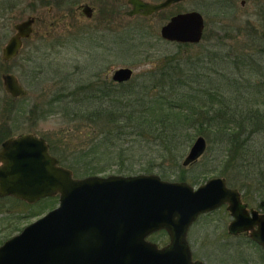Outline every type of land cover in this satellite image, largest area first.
Segmentation results:
<instances>
[{
  "label": "rangeland",
  "instance_id": "1",
  "mask_svg": "<svg viewBox=\"0 0 264 264\" xmlns=\"http://www.w3.org/2000/svg\"><path fill=\"white\" fill-rule=\"evenodd\" d=\"M109 1L114 3L115 13L102 12ZM244 1L245 5L241 4L242 0L233 3L230 0H188L166 14L143 19L125 16L129 9L127 0H0V142L12 135L37 134L50 142L61 165L86 168V164L95 160L90 166L105 171L99 174L103 177L156 174L163 180L175 182L183 173L186 182L194 187L221 177L241 192L249 208H264V162L258 163L264 160V0ZM85 3L96 8L94 18L87 19L77 11V7ZM193 10L205 17L206 40L201 45L208 50L201 53L215 59V65L211 63L206 67L214 68L217 72L214 78L222 87V93L213 92L212 97L217 98L216 103L220 96H228L231 105L228 113L220 111L216 103L212 112L218 118L212 125L200 131L194 128L181 132L177 141L171 142V147H165L160 138L156 141L155 132H151L149 141L134 137L143 130L131 135L128 130L122 141L114 143V136L109 140L102 133L108 128L105 123L96 125L79 117L82 115L75 116L76 103L74 98L66 99L67 89L86 88V96L95 91L97 97L102 98L108 92H97L91 85L96 75L109 85H112V72L122 67L134 70L131 81L140 77L144 82L145 73L157 75L159 71L155 70L153 62L178 51L176 44L159 39L162 26L168 22L171 12ZM30 16L39 18L36 35L24 43L17 58L4 62L2 49L15 34V24ZM148 49L153 55L150 59H146ZM191 49L182 52L183 61L189 56L194 58L199 47ZM233 50L243 54L240 69L234 67V58L221 57ZM200 69L199 81L205 86L203 82H211L210 74ZM237 71H243L244 82L241 76L238 85L231 84L228 78L238 77ZM4 74H15L28 92L27 96L13 99L4 88ZM152 79L149 78V83ZM125 87L122 90L131 89ZM195 96L205 101L204 104L194 101L199 107L192 108L196 114L208 106L212 97L203 96L201 92H196ZM199 136L206 139V152L192 166H184ZM85 175L75 174V177L90 176ZM58 205L55 198L45 199L31 209L12 199H0V243L16 236ZM230 221L228 211L222 210L202 217L191 227L188 239L195 258L206 264H264V251L248 236L235 239L228 234ZM149 240L163 247L169 237L159 233Z\"/></svg>",
  "mask_w": 264,
  "mask_h": 264
},
{
  "label": "water",
  "instance_id": "2",
  "mask_svg": "<svg viewBox=\"0 0 264 264\" xmlns=\"http://www.w3.org/2000/svg\"><path fill=\"white\" fill-rule=\"evenodd\" d=\"M182 0L149 4L130 0L128 16H151ZM86 15L91 9L86 6ZM35 17L15 24L16 33L2 49L4 62L15 59L23 40L31 38ZM204 18L198 11L172 17L161 35L176 43H199ZM134 71L115 72L117 83H128ZM6 92L13 98L26 95L14 74H4ZM207 149L198 137L183 165L198 161ZM36 204L60 197L57 208L25 227L0 247V264H205L193 259L188 240L199 216L227 205L232 222L230 235L247 233L264 250V214L249 209L240 191L225 178H211L195 188L186 181H167L156 174L110 175L75 178L59 165L48 143L36 134L6 141L0 151V197ZM165 231L164 247L148 238Z\"/></svg>",
  "mask_w": 264,
  "mask_h": 264
},
{
  "label": "trees",
  "instance_id": "3",
  "mask_svg": "<svg viewBox=\"0 0 264 264\" xmlns=\"http://www.w3.org/2000/svg\"><path fill=\"white\" fill-rule=\"evenodd\" d=\"M145 52L148 53L150 50L148 49ZM181 54L167 55L153 62L154 66H156L155 70L157 69L159 71L158 74L161 73L160 76H157L158 74L151 76V74L145 73L143 74V77H146L144 82H142V79L139 77L138 80H133L128 84L115 85L111 87L110 90L102 91L108 92L103 95L102 98H98L95 91H92L91 95L86 96L88 90L86 88L67 89L65 92L68 93L65 97L67 100L69 98H74L73 102L76 104L73 108L76 107V110L73 111L76 117L82 115L79 117L83 118L85 121L93 122L96 125H98V123H105L106 128H108L102 131V133L106 136V139L109 140L114 136V143L122 141V136H126L128 130H131L129 135L135 134L133 133L135 131L143 130L145 134L142 131L140 135L135 134L134 137L139 136L149 141L151 132H155L158 135L155 139L156 141L160 138L164 141L165 147H171V142L174 143V141H177L181 132L185 130L190 132L191 129L194 128L200 131V128L212 125L213 120L218 118V116L212 112V107H214L216 103L219 110L226 113L229 112L231 106L228 103L230 100L228 96H220V99H218L216 103L214 99L216 100L217 98L212 97L214 95L213 92L217 94L222 93L220 91L222 87L218 86L219 82L214 78L217 73H215L213 68L206 67V65H210L211 63L215 65V59L212 57L208 58V53H196V56L193 55L194 58L189 56L183 61ZM152 56L153 55L149 54L146 59H150ZM254 67L255 66H252V68ZM200 68H203L204 71H206V68L209 72L212 70V72L209 73V80L211 82H206V90L198 85L196 89L192 88V85L195 84L193 81H197L198 77V80H200ZM257 71L258 66L256 67L255 73H257ZM240 75L242 76L243 73ZM240 77L231 80L238 81ZM149 78L154 79L149 83ZM241 80H244L243 76ZM237 81L234 83L238 85ZM91 85L95 89L98 88L95 82L91 83ZM216 85L218 87H216ZM125 86H129L131 89L122 90L126 88ZM210 86L213 87L210 88ZM119 87L122 88L120 89ZM194 91L203 93V96L212 97V100L208 101V106L206 105L207 107L196 114L193 112L192 108L195 107L199 109V107L194 104V101L197 100L200 104H204L205 101L199 99L201 97H196L193 93ZM98 99H100V101L97 102ZM207 108H209L208 111H206ZM147 129H149V131H147ZM133 141H135V139ZM51 150L53 152V149ZM84 156L85 158H87V156L89 157V155ZM94 161L92 163H94ZM263 162V159L258 161V163ZM76 163L78 162H74L75 165ZM90 163H85L86 168H70H72L71 170L74 174L79 175H99L105 172L102 169L90 166ZM122 169L126 168L122 167ZM163 177H165V175ZM177 180L186 181V177L182 173ZM261 209L264 210V208Z\"/></svg>",
  "mask_w": 264,
  "mask_h": 264
},
{
  "label": "flooded vegetation",
  "instance_id": "4",
  "mask_svg": "<svg viewBox=\"0 0 264 264\" xmlns=\"http://www.w3.org/2000/svg\"><path fill=\"white\" fill-rule=\"evenodd\" d=\"M66 1V0H65ZM72 1V0H71ZM103 2H106V0H102ZM141 1H143V2H146V3H149V4H161V3H163V2H165V0H160L159 2H152V1H147V0H141ZM188 0H182V1H179V2H176V3H174L173 5H171L169 8H167V9H165V10H162V11H159L158 13H155V14H153V15H151V16H148V17H144L143 15L141 16V15H136V16H134V17H130V16H128V13L131 11V10H133V5L130 3V0H127V5H128V7H129V9L125 12V16L126 17H128V18H143V19H151V18H153V17H155V16H160L161 14H166L165 12H170V11H172L171 9L174 7V6H178L179 4H181V3H185V2H187ZM233 1L234 0H230V2L231 3H233ZM242 5H245V1L244 0H242V3H241ZM86 6H89V8L91 9V15L90 16H88V15H86L85 14V12H84V9H85V7ZM51 9L52 8H50V11H51ZM77 11H79L80 12V15L81 16H84L85 18H87V19H92V18H94V16H95V13H96V8L95 7H93V6H91L90 4H88V3H85V4H81V5H79L78 7H77ZM117 10H116V7H115V5H114V3H112L111 1H109V2H106V4H104V7H103V9H102V12H104V13H108V14H111L112 12L113 13H115ZM194 11V10H193ZM188 12H191V11H188ZM184 13H187V12H184ZM179 14H182V13H172L171 12V14L169 15V17H168V22L166 23V24H168L169 22H170V20L172 19V17H174V16H176V15H179ZM202 14V13H201ZM203 15V14H202ZM35 17V22H34V24H33V33H32V35H31V38H29V39H24L23 40V47H24V43L25 42H29L35 35H36V30H35V26H36V24H37V22H38V20H39V18L37 17V16H34ZM203 18H204V31H203V36H202V39H201V41L199 42V43H176V42H170V41H167V40H165V39H163V37H162V35H161V30H162V28L166 25V24H164L163 26H162V28H161V30H160V37H159V39L161 40V41H164V42H166V43H169V44H176L177 46H178V51L176 52V53H174V54H181V52H183V51H185V53H186V51H190V50H193V49H191V48H197V47H199V49L196 51L198 54L199 53H201V51H203V50H208V47L207 46H203V45H201V43L203 42V40L205 39L206 40V37H205V30H206V22H205V17H204V15H203ZM87 33H89V32H87ZM78 37V36H77ZM125 39H128V38H125ZM91 40V39H90ZM210 40H213L212 38H210ZM218 40H220V39H218ZM107 41H108V43H110V41H111V38H107ZM122 42H127V41H122ZM208 44H210V43H208ZM202 46V47H201ZM23 47H22V49H23ZM21 49V50H22ZM21 50H20V52H21ZM51 50V49H50ZM232 52V54H230ZM231 52H229V55H224V56H221L223 59H232V58H234V60L232 61V63L234 64V67H235V65H236V68L237 69H240L241 68V63H242V57H243V54H237L236 52H235V50H233V51H231ZM149 54H151L150 52H148L147 53V55H149ZM17 58V57H16ZM14 60V59H13ZM210 64V63H209ZM211 65V64H210ZM122 68H128V67H122ZM122 68H118V69H116V70H114L113 72H112V81H110L111 82V84L112 85H109V84H107V82L106 81H101L100 80V78H99V76L98 75H96V80L94 81L95 82V84H96V86L98 87V88H96V91H99V90H102V91H107V90H110V88L111 87H114L113 85H125L126 83H117V82H115V80H114V74H115V72L117 71V70H119V69H122ZM211 68H213V67H211ZM130 69H132V68H130ZM214 69V68H213ZM133 70V69H132ZM206 71H207V69H205ZM134 71V70H133ZM214 71V70H213ZM236 71V70H235ZM212 72V70H210V72L208 71V73H211ZM237 72H239V75H238V77H240L241 75L240 74H242L243 73V71H237ZM242 72V73H241ZM214 73V72H213ZM215 73H217L216 71H215ZM200 77H201V74H200ZM199 78V77H198ZM231 79H233V78H228V80H229V82H231V83H233L234 84V82H236L235 80H231ZM193 82H195V84H193L192 85V88L193 89H196V87H197V85L199 86V87H201V88H203V89H205L206 90V84L203 82V85H205V86H202L201 84H199L200 83V81L199 80H197V81H193ZM237 83H238V81H237ZM213 86H210V88H212ZM196 92H198V91H194L193 93L195 94ZM27 91H26V95L25 96H23L22 98H24V97H26L27 96ZM13 98V97H12ZM19 98H21V97H19ZM19 98H13V99H19ZM22 135V134H21ZM21 135H18V136H14V135H12V136H9V137H7V138H5V139H3L1 142H0V151H1V149H2V146H3V144L6 142V141H8V140H10V139H13V138H18V137H20ZM37 135V134H36ZM48 144H49V148H50V153L53 155V156H55L54 154H53V152H52V148H51V144H50V142L47 140V139H45V138H43ZM201 159V158H200ZM60 162V161H59ZM193 164H195V163H193ZM192 164V165H193ZM60 165H61V163H60ZM192 165H190V166H192ZM52 198H55V199H57L58 201H59V203H60V197L59 196H56V197H48V198H45V199H52ZM0 199H12L13 201H17V202H20V203H24V204H26V205H28V206H30L31 207V209L37 204V203H39V202H41L42 200H45V199H42V200H40L39 202H37L36 204H29V203H27V202H25V201H23V200H20V199H16V198H14V197H10V196H7V197H0ZM33 206V207H32ZM59 206V205H58ZM57 208V207H56ZM55 208H53L52 210H54ZM51 210V211H52ZM222 210H226V211H228L227 210V205H224V206H222V207H220L219 209H217V210H215V211H213V212H210V213H207V214H203V215H201L200 217H199V219H198V221L194 224V225H196L199 221H200V219L202 218V217H204V216H206V215H209V214H214L216 211H222ZM260 213H264V212H262L261 211V209L260 210H258ZM50 212V211H49ZM48 212V213H49ZM225 213V212H224ZM228 213H229V211H228ZM230 214V213H229ZM230 217H231V215H230ZM232 220H233V218L231 217V221H230V223L232 222ZM229 223V224H230ZM193 225V226H194ZM228 227H229V225H228ZM25 229V228H24ZM23 229V230H24ZM228 229V228H227ZM23 230H21L20 232H19V234L23 231ZM159 233H162V232H158V233H156V234H159ZM19 234H17V235H19ZM156 234H154V235H152V236H150V237H154ZM228 234H229V232H228ZM16 235V236H17ZM230 235V234H229ZM230 236H232V237H234L235 239H237V238H239V237H241V236H248V234H242V235H238V236H234V235H230ZM15 237V236H14ZM149 237V238H150ZM13 238V237H12ZM12 238H10V239H12ZM148 238V239H149ZM10 239H8V240H10ZM8 240H6V241H8ZM6 241H3V242H1L0 243V247L1 246H3L4 245V243L6 242ZM160 247V246H159ZM164 247V246H163ZM192 254H193V259L194 260H197L196 258H195V256H194V253H193V251H192Z\"/></svg>",
  "mask_w": 264,
  "mask_h": 264
}]
</instances>
